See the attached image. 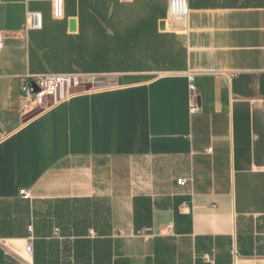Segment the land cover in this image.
<instances>
[{"label":"crops","instance_id":"crops-1","mask_svg":"<svg viewBox=\"0 0 264 264\" xmlns=\"http://www.w3.org/2000/svg\"><path fill=\"white\" fill-rule=\"evenodd\" d=\"M188 4L0 0V264H264V8ZM47 73L114 85L26 121Z\"/></svg>","mask_w":264,"mask_h":264},{"label":"built area","instance_id":"built-area-1","mask_svg":"<svg viewBox=\"0 0 264 264\" xmlns=\"http://www.w3.org/2000/svg\"><path fill=\"white\" fill-rule=\"evenodd\" d=\"M26 3L31 2H48L51 6V15L55 20L64 19V0H25ZM189 15L188 0H168L167 16L173 19H186ZM43 28V17L40 12L27 11L25 30L40 31ZM4 47V37L0 32V50ZM86 76L81 74H56L47 73L41 75L27 76L22 80L20 87L21 93V108L27 114H32L38 111H45L46 109L56 105L61 100L71 96L69 91L73 88L80 87L86 83ZM190 78V76H189ZM191 93L195 92L192 84L189 85ZM195 97V96H194ZM194 105L191 110L194 111ZM211 152V149L207 150ZM192 181V179H190ZM186 180L178 179V185H184ZM19 197L22 200H31L30 192L27 190H20ZM32 230V226L28 227ZM33 239L28 238L26 246V254L31 256L33 254ZM26 264H32L27 262Z\"/></svg>","mask_w":264,"mask_h":264},{"label":"trees","instance_id":"trees-1","mask_svg":"<svg viewBox=\"0 0 264 264\" xmlns=\"http://www.w3.org/2000/svg\"><path fill=\"white\" fill-rule=\"evenodd\" d=\"M206 6L228 9L264 8V0H204Z\"/></svg>","mask_w":264,"mask_h":264},{"label":"water","instance_id":"water-1","mask_svg":"<svg viewBox=\"0 0 264 264\" xmlns=\"http://www.w3.org/2000/svg\"><path fill=\"white\" fill-rule=\"evenodd\" d=\"M70 26H71L72 29L74 28V22L73 21L70 22ZM101 85H103V83H97L96 84L97 87H100ZM108 85H109V87H111V86L114 85V83L113 82H109ZM92 89H93L92 84H90V83L89 84H84V85H82L80 87L71 89L69 91V94L71 96L72 95H77V94H81L83 92H88V91H90ZM40 113H41V111L33 113L32 115H30L29 117L26 118V121H29L30 119L34 118L35 116H37Z\"/></svg>","mask_w":264,"mask_h":264},{"label":"rangeland","instance_id":"rangeland-1","mask_svg":"<svg viewBox=\"0 0 264 264\" xmlns=\"http://www.w3.org/2000/svg\"><path fill=\"white\" fill-rule=\"evenodd\" d=\"M211 1H214V0H211ZM188 7H189V4H188ZM189 11H190V8H189ZM109 82H112L111 79L98 78V77H97V79H95V78L87 77L85 84H89V83L92 84V86H93L92 90H100V89L109 88V85H108ZM97 83H103V85H101L100 87H97L96 86ZM142 162H145V161H142Z\"/></svg>","mask_w":264,"mask_h":264}]
</instances>
